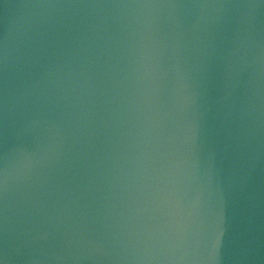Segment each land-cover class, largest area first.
<instances>
[{"label":"water","instance_id":"obj_1","mask_svg":"<svg viewBox=\"0 0 264 264\" xmlns=\"http://www.w3.org/2000/svg\"><path fill=\"white\" fill-rule=\"evenodd\" d=\"M0 264H264V0H0Z\"/></svg>","mask_w":264,"mask_h":264}]
</instances>
